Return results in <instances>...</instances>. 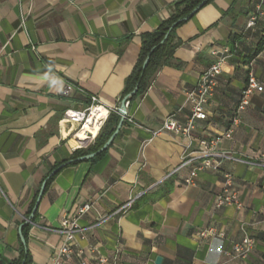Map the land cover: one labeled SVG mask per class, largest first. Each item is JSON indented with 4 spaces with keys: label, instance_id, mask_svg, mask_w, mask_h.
<instances>
[{
    "label": "crops",
    "instance_id": "0c3cea01",
    "mask_svg": "<svg viewBox=\"0 0 264 264\" xmlns=\"http://www.w3.org/2000/svg\"><path fill=\"white\" fill-rule=\"evenodd\" d=\"M176 1L0 0V264L18 257L22 226L52 168L73 160L75 140H66L60 121L67 109L84 108L89 100L80 92L62 96L65 80L109 108L120 107L142 35L167 19ZM258 1L213 0L177 28L181 45L171 63L143 96L129 101L126 123L107 152L67 164L44 191L36 220L29 222L32 264L55 263L64 240L62 216H74L88 201L75 252L61 264H96L99 254L108 264H264V89L251 95L233 137L218 146L234 159L222 160L220 171H199L193 183H186L193 166L178 169L184 139L151 133L173 114L186 122V92L216 60L212 48L232 53L209 116L197 123L194 147L230 127L249 70L264 87V45L246 62L264 37V15L247 27ZM223 171L234 175L240 210L216 206ZM131 199L133 206L117 213ZM210 227L225 236L201 238ZM244 232L256 240L249 257L226 256Z\"/></svg>",
    "mask_w": 264,
    "mask_h": 264
},
{
    "label": "built area",
    "instance_id": "2783aa9c",
    "mask_svg": "<svg viewBox=\"0 0 264 264\" xmlns=\"http://www.w3.org/2000/svg\"><path fill=\"white\" fill-rule=\"evenodd\" d=\"M264 15V0H259L256 4V9L251 13L247 22V27H254L260 16ZM231 49L212 48L211 54L215 56L216 60L200 75L199 80L194 88L186 92V101L184 107H188L190 115L186 122H180L171 115L163 120L162 125L155 130H152V136L157 137L164 133H174L184 139L183 144V158L178 169L186 166H193L186 183H193L198 176L199 171L212 170L220 171L221 162L224 159H234L231 152L219 150L218 146L224 139H231L233 137L234 129L241 123L240 113L250 105L251 95L256 91H263L264 87L259 82L252 70H249L248 81L241 92L239 104L237 106L236 115L231 120L230 127L223 132L212 136L210 138H202L198 141L196 147L193 146L194 131L197 128L198 121H205L209 116L208 106L217 89L220 75L223 72V66L226 60L231 56ZM77 92L83 93L87 96L89 103L86 107L81 109H67L60 121L61 126L66 132V140L70 142L75 139L76 147H72L73 151L81 148H88L92 145L112 111L118 112V108H109L106 106L96 94H91L84 90L78 84L65 80L64 86L61 90V95L64 97H72ZM129 100L126 101V107ZM128 113V112H127ZM97 114V115H96ZM128 114L126 115L127 118ZM132 121L131 118H129ZM89 127H97V134L90 130L86 132V140H81L79 132L86 130ZM177 169V170H178ZM223 187L221 192L216 197V206L222 207L226 205H234L238 210L243 207V202L240 199L239 191L237 189L234 175L231 172L223 171ZM134 200H129L121 205L117 213H124L133 206ZM92 205L88 201L80 206L76 214L72 217L66 215L62 216L58 231L64 236L62 245L56 250V257L54 264H61V259L64 256L73 254L76 235L82 229L79 225V219L91 209ZM201 238H215L224 237L223 230H217L215 227L205 228L199 233ZM256 240L247 232H244L240 241L235 242L231 250L226 251L228 257L246 259L255 248ZM82 253V251H80ZM118 256H115L117 259ZM107 256L99 254L97 256L96 264H108ZM81 264H87L83 260Z\"/></svg>",
    "mask_w": 264,
    "mask_h": 264
},
{
    "label": "trees",
    "instance_id": "16d2710c",
    "mask_svg": "<svg viewBox=\"0 0 264 264\" xmlns=\"http://www.w3.org/2000/svg\"><path fill=\"white\" fill-rule=\"evenodd\" d=\"M203 1L204 0L176 1L171 7L169 17L163 20L155 30L142 35L141 53L132 73L126 79L125 88L122 94L123 99L126 96L131 95L129 101H132L140 96H143L148 90L154 75L163 66L171 63V58L173 57L175 50L181 45V41L177 39V28L186 23L189 19L193 18L199 9L211 3L213 0H207L201 6ZM196 9L197 11L194 12ZM174 24H176L175 27L170 31ZM260 24H263L264 26V21H261ZM167 34L168 36L166 37ZM263 45L264 37L260 40L256 50L252 55L249 56V59L246 62H249L252 58L257 56V54L262 51ZM146 61L147 65L143 70V66ZM120 118L121 117L118 112L112 111L108 119L98 132L94 143L88 148L77 149L73 152L71 159H73L74 161L71 164H76L78 161L75 160L79 157L96 153L100 148H102L116 130ZM125 123L126 122L124 121L123 124ZM108 149L109 147L95 155L91 160H95L96 158L101 157L107 152ZM57 167L58 166L52 168V171H54ZM60 170H58L47 180L45 190ZM37 196L38 192L36 194V197ZM35 202L36 199L33 203V207L35 205ZM32 209L31 212L33 211ZM36 217L37 211L32 217V222L36 220ZM30 223H24L22 226V235L26 242L28 240V230L30 228ZM10 264H32V258L27 248V244L24 245L23 243H21L18 257L12 260Z\"/></svg>",
    "mask_w": 264,
    "mask_h": 264
},
{
    "label": "water",
    "instance_id": "95a60500",
    "mask_svg": "<svg viewBox=\"0 0 264 264\" xmlns=\"http://www.w3.org/2000/svg\"><path fill=\"white\" fill-rule=\"evenodd\" d=\"M207 1V0H204L201 4V6L204 4V2ZM197 9L194 11L196 12ZM176 24H174L172 26V28L170 29V31L175 27ZM168 36V34L166 35V37ZM147 65V61L144 63V66H143V70L145 69ZM135 92V91H134ZM133 92V93H134ZM131 97V95H128L126 96L122 102H121V105L118 109V113L120 115V121L117 125V128L116 130L114 131V133L112 134V136L108 139V141L104 144V146L102 148H100L96 153H92V154H88V155H85V156H82V157H79L78 159L76 160H87V159H92L95 155H97L98 153L102 152L104 149H106L107 147H109L111 145V143L113 142L114 138L116 137V135L119 133L125 119H126V115H127V107H126V101L129 100V98ZM74 160L72 161H68L62 165H60L58 168H56L54 171L51 172L50 176L43 182L40 190H39V193H38V197H37V200H36V203H35V206L33 208V211L31 213V215L28 217L26 223H29V222H32V217L33 215L35 214V212L37 211V208H38V205H39V202L41 200V197L42 195L44 194V191H45V187H46V183H47V180L52 176L54 175L58 170H60L61 168H63L64 166H66L67 164H70L71 162H73ZM21 241L24 245L27 244L26 240L24 239L23 235H22V231H21ZM161 258L158 257L157 258V261H159Z\"/></svg>",
    "mask_w": 264,
    "mask_h": 264
},
{
    "label": "bare ground",
    "instance_id": "6f19581e",
    "mask_svg": "<svg viewBox=\"0 0 264 264\" xmlns=\"http://www.w3.org/2000/svg\"><path fill=\"white\" fill-rule=\"evenodd\" d=\"M96 115H97V114H96ZM89 130H90L91 132L95 133V134H97V132H98L97 127H89V128H87L86 130L79 132V136H80V139H81V140H86V139H87V137H86V132L89 131ZM72 140H75V139H72ZM72 143H73V144H76L75 147L77 146V142H76V140H75V141H72Z\"/></svg>",
    "mask_w": 264,
    "mask_h": 264
}]
</instances>
